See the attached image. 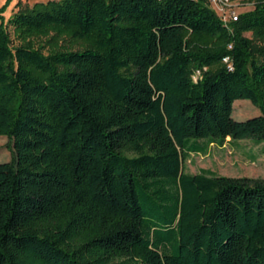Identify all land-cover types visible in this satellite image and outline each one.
I'll list each match as a JSON object with an SVG mask.
<instances>
[{
	"label": "trees",
	"instance_id": "trees-1",
	"mask_svg": "<svg viewBox=\"0 0 264 264\" xmlns=\"http://www.w3.org/2000/svg\"><path fill=\"white\" fill-rule=\"evenodd\" d=\"M251 2L227 25L208 0L0 8V264H264V180L182 169L247 129L236 101L264 122Z\"/></svg>",
	"mask_w": 264,
	"mask_h": 264
},
{
	"label": "rangeland",
	"instance_id": "rangeland-1",
	"mask_svg": "<svg viewBox=\"0 0 264 264\" xmlns=\"http://www.w3.org/2000/svg\"><path fill=\"white\" fill-rule=\"evenodd\" d=\"M0 0V8L6 5L3 13L4 24L20 9L31 7L35 3L49 0ZM225 11L241 14L252 10L251 0H226ZM211 9L220 16L214 5ZM229 24V23H228ZM12 36V29L7 26ZM250 38V34H245ZM15 43V42H14ZM232 123L244 122L247 129L239 137L228 136L223 146L212 144L205 155L191 154L182 161V169L186 173L195 174L201 169L210 170L219 176L230 178H250L264 180V122L260 121V112L249 101L245 104L236 101ZM12 142L0 137V162L6 169L12 168ZM0 163V164H1ZM111 264H134L126 259L115 260Z\"/></svg>",
	"mask_w": 264,
	"mask_h": 264
},
{
	"label": "built area",
	"instance_id": "built-area-1",
	"mask_svg": "<svg viewBox=\"0 0 264 264\" xmlns=\"http://www.w3.org/2000/svg\"><path fill=\"white\" fill-rule=\"evenodd\" d=\"M208 1H209V5H214L217 9H219L220 11L219 18L225 25L237 21L239 14H236L233 11H228V13L225 11V8L227 7L226 0H208ZM223 62L227 63L228 59L227 58L223 59ZM199 74H200L199 71H196L194 73V75L192 76L193 81L195 82L197 81V79L199 78Z\"/></svg>",
	"mask_w": 264,
	"mask_h": 264
}]
</instances>
